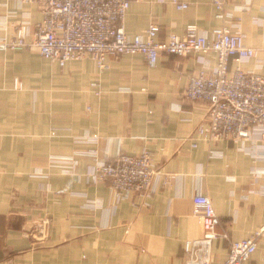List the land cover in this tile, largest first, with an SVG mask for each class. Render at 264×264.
Listing matches in <instances>:
<instances>
[{"label":"crops","instance_id":"0c3cea01","mask_svg":"<svg viewBox=\"0 0 264 264\" xmlns=\"http://www.w3.org/2000/svg\"><path fill=\"white\" fill-rule=\"evenodd\" d=\"M180 1L188 5L178 9L172 0H130L125 32L134 35L157 24L156 39L163 40L169 33L182 34L189 23L209 34L239 19L245 43L264 54V0H229L223 18L216 16L213 0ZM242 3L247 7L236 11ZM255 17L262 22H253ZM40 19L33 2L0 0V41L21 22L31 39ZM28 49L0 50V264H186L183 242L203 233L192 211L196 192L209 196L220 218L216 230L227 234L212 245L221 259L230 241L264 225V148L250 140L202 138L197 127L205 122L207 105L183 94L192 74L215 67V52L161 53L154 65L139 52L108 55V67L100 70L89 56L60 68ZM45 60L58 71L49 82L68 96L63 106L52 99L44 108ZM236 65L264 73V65L255 68L253 60L231 57L230 68ZM34 69L41 73L32 79ZM29 83L38 90L36 113H45L46 126L43 121L28 126ZM13 107L24 115L21 126H12L22 122ZM49 108L72 114L70 135H47ZM15 132L24 137H11ZM81 132L91 138H72ZM143 149L150 151L159 178L148 193L131 192L117 202L109 197L107 180L89 178L93 160L40 168L31 162L42 154L95 150L110 159ZM88 204L94 213L82 209ZM44 219L48 230L40 236ZM247 264H264V235Z\"/></svg>","mask_w":264,"mask_h":264},{"label":"built area","instance_id":"2783aa9c","mask_svg":"<svg viewBox=\"0 0 264 264\" xmlns=\"http://www.w3.org/2000/svg\"><path fill=\"white\" fill-rule=\"evenodd\" d=\"M228 1L213 0L216 16L223 18L228 14L225 10ZM24 2L37 4L41 12L32 38L26 39L27 24L21 22L15 36L16 39L20 37L19 43L15 44L11 39L2 40L0 50L35 48L41 56L56 62L60 68L70 60L85 56H89L103 70L108 67V55L139 52L147 63L154 65L161 53L187 55L215 52V67L197 70L183 90L186 98L207 105L205 122L197 127L198 135L208 140L233 139L241 144L250 140L256 145L254 147L261 145L264 148V73L244 69L240 65L229 66L233 57L239 61L253 60L255 68H261L264 54L259 56L255 48L245 43V34L238 22L216 26L209 34L197 24L190 23L182 34L169 33L163 40H158L157 24H150L143 32L134 35L125 32L123 18L130 0H18L19 5ZM172 2L178 9L188 5L180 0ZM66 116L71 117L70 114ZM32 159L38 168L52 161L93 160L89 178L107 180L109 197L116 202L131 192L148 193L159 178L151 153L146 149L138 153L121 152L110 159L95 150L33 156ZM192 202L193 214L201 219L203 233L183 242L186 264H247L256 250L257 238L264 235V225L247 237L230 241L225 259H221L218 254L212 253L213 241L219 236H227L225 232L216 230L220 223L219 215L204 193H194ZM82 209L95 212L94 205H83Z\"/></svg>","mask_w":264,"mask_h":264},{"label":"rangeland","instance_id":"374dc122","mask_svg":"<svg viewBox=\"0 0 264 264\" xmlns=\"http://www.w3.org/2000/svg\"><path fill=\"white\" fill-rule=\"evenodd\" d=\"M245 7H247V4H236L235 5V10H244ZM261 11L263 12V19H264V7L261 8ZM218 17V16H217ZM220 18V17H219ZM253 22L255 23H261L262 22V19L259 20L260 18L259 17H255L253 18ZM239 19L236 20V22L238 21ZM21 24V23H19ZM17 25L20 26V25ZM190 24V23H189ZM16 27V28H17ZM16 28L13 32V35L9 38L11 39V42H18L21 40L20 37H17V39L15 38L16 36ZM23 38V37H21ZM9 39H5V40H9ZM24 48V47H23ZM27 49L30 48V47H26ZM10 49H18V48H10ZM28 50H31L33 51L34 53H39L35 48H30ZM40 54V53H39ZM41 55V54H40ZM121 55V54H119ZM118 55V56H119ZM113 56V55H112ZM97 66V65H96ZM58 73V71L56 70L55 68V65L49 63L48 61L45 60V63H44V67H43V71H42V74H43V79L45 81L44 83V91H43V96H44V108L47 107L46 103L48 102V100H52L53 99V105L54 106H58L57 105V99H59V101L61 102V106H63V103L64 102L63 99L64 97H68L66 96L65 94H63L62 92L64 91L62 88H59L58 89H55L53 88V86H55V83H51L49 82L51 76L55 73ZM30 68H29V74H30ZM40 71L39 69L38 70H35L33 71L32 73V79L38 75L40 76ZM31 85L30 87V91L29 94H31V98L30 100L28 101V112H27V121L29 122V125L28 126H39V124L43 121L44 122V126H46V116H45V113L44 112H41L39 110V114L36 113V100H35V94L36 92V85L35 84H32V83H29ZM98 86V85H97ZM95 93L98 95L99 94V89H96L95 90ZM56 102V104H55ZM16 111H17V114L14 116L17 120L19 118H21V121L22 122H17V123H12V126H21V124H23V121H24V115L23 113L20 115L19 114V111H20V108L19 107H13ZM50 112L48 113L47 115V126H48V130H47V135L52 137V136H55V134L57 133H60V132H69V135L71 134V121H72V114L71 113H68V112H54L52 108H49ZM41 113H43V117H41ZM67 114H70L71 117L69 116H66ZM16 133H22L21 135L19 134H16ZM11 137H15V138H23L24 137V132H15V133H12L10 134ZM72 138H74L75 140H78V141H83V140H86L88 139V137L86 135H83V132L81 133H76V134H72L71 135ZM10 137V136H8ZM91 138V136H89ZM28 138H32V137H28ZM47 138V137H45ZM43 143L45 144L46 141H43ZM87 151H91V150H87ZM75 152H78V151H75ZM47 155H52V154H47ZM47 155H35V156H47ZM53 155H56L53 153ZM58 155H64V154H58ZM33 157V156H32ZM32 159V158H31ZM31 162L33 163V159L31 160ZM55 164V163H58V164H72L73 162H57V161H52L50 162V164ZM49 165V164H48ZM47 166V165H45ZM48 224H49V220L48 219H44V220H41V224H40V236L43 235V234H46L47 230H48Z\"/></svg>","mask_w":264,"mask_h":264}]
</instances>
